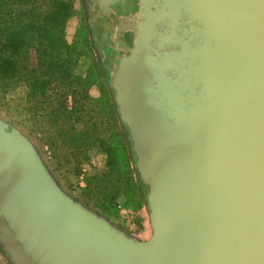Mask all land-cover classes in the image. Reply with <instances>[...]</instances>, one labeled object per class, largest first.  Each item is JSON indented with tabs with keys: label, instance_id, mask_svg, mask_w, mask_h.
Returning a JSON list of instances; mask_svg holds the SVG:
<instances>
[{
	"label": "water",
	"instance_id": "1",
	"mask_svg": "<svg viewBox=\"0 0 264 264\" xmlns=\"http://www.w3.org/2000/svg\"><path fill=\"white\" fill-rule=\"evenodd\" d=\"M221 1L238 12L242 26L246 22L254 29L250 36L260 54L255 79L262 85L258 89L262 96L253 100L249 113L254 130L245 123L234 135L230 120L221 122L223 128L209 132L196 159L164 158L156 148L144 153L136 127L151 121L137 124L140 112L133 113L111 66L151 190L155 234L150 242L139 243L70 202L28 141L0 125V229L24 264H264V0ZM147 15L156 21L171 20L165 13ZM137 50L146 56L152 48L141 39ZM171 59L178 61L173 53ZM184 87L167 90L169 102L192 113H207L196 89ZM198 129L188 132L184 143L175 139L162 148L166 152L169 144L181 142L178 146L189 153V138Z\"/></svg>",
	"mask_w": 264,
	"mask_h": 264
},
{
	"label": "flooded vegetation",
	"instance_id": "2",
	"mask_svg": "<svg viewBox=\"0 0 264 264\" xmlns=\"http://www.w3.org/2000/svg\"><path fill=\"white\" fill-rule=\"evenodd\" d=\"M222 4L221 0H89L106 59L119 75L133 113L140 112L137 124L151 121L136 127L144 153L156 148L164 158L196 159L209 132L223 128L221 122L230 120L234 135L245 123L254 130L251 103L262 96L258 91L262 85L255 79L260 54L250 36L254 29L246 22L242 26L238 12ZM163 13L171 20L146 17ZM141 39L152 48L146 56L137 50ZM159 52L164 56H157ZM182 53L186 56L180 59ZM178 85L196 89L207 113H192L176 101L170 103L167 90ZM196 126L189 153L178 146L181 142L164 151L166 142L187 141L183 139Z\"/></svg>",
	"mask_w": 264,
	"mask_h": 264
},
{
	"label": "rangeland",
	"instance_id": "3",
	"mask_svg": "<svg viewBox=\"0 0 264 264\" xmlns=\"http://www.w3.org/2000/svg\"><path fill=\"white\" fill-rule=\"evenodd\" d=\"M74 9L75 16L67 25L68 40L79 44L84 38L87 41L77 74L86 78L94 64L102 73V78L91 87L90 95L94 99L103 96L105 100L88 104L92 119L87 123L99 127L101 141H94L96 147L87 153V160L78 163L76 159L82 155L67 146L68 138L60 137L66 126L62 121L55 127L47 120L42 121L39 115L47 116V111L35 113L32 105L27 104L25 86L0 97V125L16 130L28 141L56 188L70 202L130 240L148 243L153 235L151 190L139 164L130 117L113 80L104 47L96 36L89 0H74ZM107 101L115 112L114 122L110 124L103 112ZM110 125L112 131L108 130ZM52 140L55 146H51ZM0 264H24L11 251L1 229Z\"/></svg>",
	"mask_w": 264,
	"mask_h": 264
},
{
	"label": "trees",
	"instance_id": "4",
	"mask_svg": "<svg viewBox=\"0 0 264 264\" xmlns=\"http://www.w3.org/2000/svg\"><path fill=\"white\" fill-rule=\"evenodd\" d=\"M74 16V0H0V97L25 86L27 104L35 113L47 111V116L39 115L42 121L51 127L62 121L66 126L60 137L68 138L67 146L82 155L76 159L80 163L96 147L94 141H101L99 127L87 125L92 119L88 104L105 98L90 95L102 78L97 64L86 78L77 74L87 41L84 38V46L69 42L67 25ZM104 105L106 121L113 123L114 109L111 103Z\"/></svg>",
	"mask_w": 264,
	"mask_h": 264
},
{
	"label": "crops",
	"instance_id": "5",
	"mask_svg": "<svg viewBox=\"0 0 264 264\" xmlns=\"http://www.w3.org/2000/svg\"><path fill=\"white\" fill-rule=\"evenodd\" d=\"M152 238L149 240V241H151L152 239H153V237H154V234H155V230H154V226H153V228H152ZM139 242V241H138ZM139 243H141V242H139Z\"/></svg>",
	"mask_w": 264,
	"mask_h": 264
}]
</instances>
